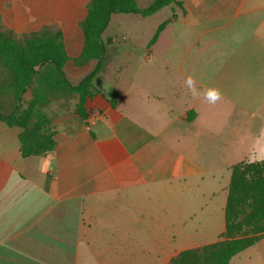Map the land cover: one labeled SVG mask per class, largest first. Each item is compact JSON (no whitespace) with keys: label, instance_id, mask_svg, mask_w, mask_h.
<instances>
[{"label":"crops","instance_id":"1","mask_svg":"<svg viewBox=\"0 0 264 264\" xmlns=\"http://www.w3.org/2000/svg\"><path fill=\"white\" fill-rule=\"evenodd\" d=\"M88 1L65 0L46 16L80 21ZM181 3L148 16L111 13L101 33L109 39L106 63L92 80L100 92L84 102L87 122L75 94L42 108L55 131L49 156L23 157L20 128L0 121V264H166L184 248L218 239L224 220L214 229L193 210L188 223L181 194L213 169V155L202 153L227 145L213 131L228 125L230 114L246 112L240 93H264V0ZM33 18L40 26L49 20ZM62 35L64 71L77 83L95 62L72 60L83 45L81 29ZM189 77L201 95H193ZM209 88L221 93L214 104L202 95ZM262 101L257 96L258 108ZM228 264H264V236Z\"/></svg>","mask_w":264,"mask_h":264},{"label":"trees","instance_id":"2","mask_svg":"<svg viewBox=\"0 0 264 264\" xmlns=\"http://www.w3.org/2000/svg\"><path fill=\"white\" fill-rule=\"evenodd\" d=\"M167 5L182 6L181 0H151L146 6L136 0H89L86 13L79 21L83 45L72 58L84 65L94 60L93 67L77 83L65 71L68 60L62 31L43 26L21 38L11 29L0 30V121L20 128L18 139L23 157L49 156L55 145L54 129L42 108L50 101L75 94V109L87 122L89 111L84 102L100 90L92 83L106 63V43L101 33L111 13H136L148 16ZM172 13L155 28L148 46L174 18ZM29 91V97L25 93ZM116 90L110 98L114 104ZM264 236V158L240 160L230 167L224 205V230L218 239L184 248L166 264H228L239 251Z\"/></svg>","mask_w":264,"mask_h":264},{"label":"rangeland","instance_id":"3","mask_svg":"<svg viewBox=\"0 0 264 264\" xmlns=\"http://www.w3.org/2000/svg\"><path fill=\"white\" fill-rule=\"evenodd\" d=\"M139 2L146 4L145 0ZM64 3L65 0H0V30L11 29L15 37L21 38L43 26H48L63 30L62 34L64 32L68 39L71 36L76 37L81 29L79 20L61 18L59 21L46 16L51 12H60ZM37 14L44 20H49L40 26L33 18V15ZM240 96L246 103L244 106L246 112L230 114V123L213 131L216 138L227 139V145H208L202 153L205 155L207 151L213 155V169L197 175L188 182L187 187L192 189V193L181 194L182 218H186L188 223L194 220L193 216L188 214L195 210L193 212L196 220L202 221L203 218L214 229L219 227L224 220L221 204L229 182L228 167L240 158H264V129L257 125L258 122L264 123V93H240ZM257 96L263 100L260 108L255 104ZM221 101L226 103L223 99ZM215 109L221 112L225 106L219 104ZM253 109L258 112L255 113Z\"/></svg>","mask_w":264,"mask_h":264},{"label":"clouds","instance_id":"4","mask_svg":"<svg viewBox=\"0 0 264 264\" xmlns=\"http://www.w3.org/2000/svg\"><path fill=\"white\" fill-rule=\"evenodd\" d=\"M186 83L189 89L192 91L193 95H201V93H197L196 90L193 88V82L190 77L186 80ZM202 95H203V98L208 103H212V104L216 103L221 97V93L219 92L218 89H215V88H209V89L204 90Z\"/></svg>","mask_w":264,"mask_h":264}]
</instances>
